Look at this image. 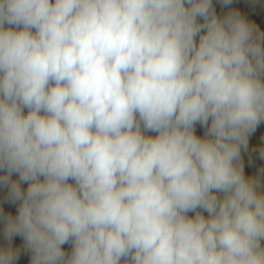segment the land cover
Segmentation results:
<instances>
[{
    "label": "clouds",
    "instance_id": "obj_1",
    "mask_svg": "<svg viewBox=\"0 0 264 264\" xmlns=\"http://www.w3.org/2000/svg\"><path fill=\"white\" fill-rule=\"evenodd\" d=\"M234 2L0 0V264H264V28Z\"/></svg>",
    "mask_w": 264,
    "mask_h": 264
},
{
    "label": "trees",
    "instance_id": "obj_2",
    "mask_svg": "<svg viewBox=\"0 0 264 264\" xmlns=\"http://www.w3.org/2000/svg\"><path fill=\"white\" fill-rule=\"evenodd\" d=\"M233 6L242 9L249 18H255L259 25L264 28V0L256 4L252 3V0H235ZM217 10H221L219 5H217ZM261 133H264V125H261L257 130L255 137H258ZM257 163H259V161H257ZM254 167L255 166H253L252 170H254Z\"/></svg>",
    "mask_w": 264,
    "mask_h": 264
}]
</instances>
